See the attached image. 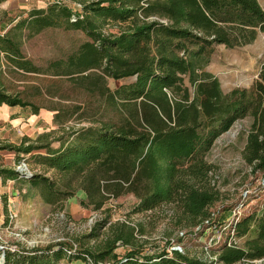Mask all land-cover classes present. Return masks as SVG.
<instances>
[{"label": "trees", "instance_id": "16d2710c", "mask_svg": "<svg viewBox=\"0 0 264 264\" xmlns=\"http://www.w3.org/2000/svg\"><path fill=\"white\" fill-rule=\"evenodd\" d=\"M48 28L80 31L90 41L43 70L24 59L21 38ZM15 30L19 35H0V51L16 68L68 77L101 110L88 118L90 126L63 129L66 137L55 140L61 143L57 149L50 135L0 146V151L14 152L18 162L30 156L44 171L28 177L0 169V176L28 186L27 198L37 196L55 206L83 191L88 206L100 211L110 200L132 194L139 200L136 214L168 206L177 226L192 230L207 223L213 229L211 209L222 197L205 157L221 135L246 118L252 125L243 159L264 184V65L250 89L229 94L205 71L217 47H245L264 33L258 0H55L46 10H33ZM108 79L133 81L113 91ZM2 104L32 108L34 114L40 110L0 89ZM81 110L76 107L69 116ZM56 118L63 123L72 117ZM41 150L46 154H35ZM232 229V241L220 249L219 262L264 260V209L236 219ZM145 234L142 225L119 223L101 242L96 229L77 241L78 247L60 242L8 249L4 263L201 264L167 249L143 255L140 237ZM91 239L96 240L93 245ZM236 239L243 244L236 245ZM120 246L129 249L123 256L116 254Z\"/></svg>", "mask_w": 264, "mask_h": 264}, {"label": "rangeland", "instance_id": "374dc122", "mask_svg": "<svg viewBox=\"0 0 264 264\" xmlns=\"http://www.w3.org/2000/svg\"><path fill=\"white\" fill-rule=\"evenodd\" d=\"M12 1H17L16 5L19 6L10 8L4 4ZM53 1L55 0L3 2L0 5V35L5 36L11 32L12 36L16 33L19 35V31H13L15 26L26 20L33 10H46ZM261 3L264 6V0H261ZM21 40V53L24 59L43 70H47L59 60L67 59L77 52L83 43L90 41L83 32L55 28L45 29L33 38H28L26 32ZM263 65L264 33H261L253 44L245 47L236 49L217 47L205 71L219 80L224 94H229L237 88L250 89L258 79ZM52 73H26L16 68L9 57L0 51V89L9 95L30 101L40 109L39 114L49 115L50 118L43 119L42 134L35 139L50 135L48 140L52 147L57 149L61 143L55 140L61 136L66 137L63 129L88 127L91 125L88 118L99 115L98 112L101 110L92 105L93 100L90 97L73 87L71 79L54 78ZM132 81L133 79L121 81L108 79V87L114 91ZM185 83L191 88L188 78L185 79ZM191 92L193 93V90ZM76 107H82V110L75 116H69ZM58 114L62 115V120H65V117L72 118L63 123L58 122L56 118ZM81 116L82 120L79 118ZM251 125L250 118L236 122L228 132L215 141L205 157L207 163L213 167L212 183L222 197L211 209L213 223L217 228L211 229L207 223L201 229L192 230L184 229L182 225L177 226L178 221L173 219L172 207L168 206L153 212L136 214L134 211L139 200L132 194L110 200L100 211L88 206L83 191L76 193L63 205H46L37 196L27 198L28 186L17 182L15 188H20L21 192L15 200L14 210L17 217L11 216L9 220L5 216L0 217V223L2 222L0 243L12 250L46 248L60 242L74 243L75 247H78L77 241H82L96 229L99 234L97 241L101 242L109 235L111 226L128 223L133 226L142 225L146 232L140 237L143 255H154L167 249L168 252L178 251L188 259L201 264H222L218 260V253L225 244L232 241L233 222L264 209V184L261 178L251 174V167L243 159ZM35 154L45 155L46 151L41 150ZM10 160L19 174L18 169L23 165L27 167L26 173L31 175L44 172L34 165L30 156L27 160L20 159L18 162L14 152L3 151L0 155V165ZM95 242V239L90 240L92 245ZM235 244L241 246L243 241L236 239ZM128 250L127 247L120 246L116 254L123 256ZM237 264H264V260Z\"/></svg>", "mask_w": 264, "mask_h": 264}, {"label": "crops", "instance_id": "0c3cea01", "mask_svg": "<svg viewBox=\"0 0 264 264\" xmlns=\"http://www.w3.org/2000/svg\"><path fill=\"white\" fill-rule=\"evenodd\" d=\"M258 1L264 9L261 0ZM16 3L17 1H12L4 4H6V7L15 8L19 6ZM47 118H50L48 114H34L30 108L11 107L2 104L0 106V143L2 145H20L25 138L35 141V137L42 134L43 119L46 120ZM3 151L6 150H1L0 155ZM0 169L15 170L11 160L4 165H0ZM16 183L17 181L15 180L0 176V217L5 216L8 220L11 216L17 217V212L14 210L16 207L15 200L21 192L20 188H15ZM1 223L0 226L2 225ZM6 247L7 250L11 249L8 246ZM2 263H4V259H2V252L0 251V264Z\"/></svg>", "mask_w": 264, "mask_h": 264}, {"label": "water", "instance_id": "95a60500", "mask_svg": "<svg viewBox=\"0 0 264 264\" xmlns=\"http://www.w3.org/2000/svg\"><path fill=\"white\" fill-rule=\"evenodd\" d=\"M23 167H24L25 169H23ZM23 167L18 169L19 172H20V175H21V176H30V177H31V176H32L31 174L26 173V170H27L26 165H23ZM5 256H6L5 252L2 253V258H3V259H5Z\"/></svg>", "mask_w": 264, "mask_h": 264}, {"label": "built area", "instance_id": "2783aa9c", "mask_svg": "<svg viewBox=\"0 0 264 264\" xmlns=\"http://www.w3.org/2000/svg\"><path fill=\"white\" fill-rule=\"evenodd\" d=\"M7 250V247L5 246V245H3V244H1L0 243V251L2 252V253H4L5 251ZM12 250V249H11ZM15 250V249H14ZM14 250H12V251H14ZM3 259V258H2Z\"/></svg>", "mask_w": 264, "mask_h": 264}]
</instances>
